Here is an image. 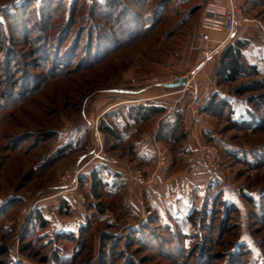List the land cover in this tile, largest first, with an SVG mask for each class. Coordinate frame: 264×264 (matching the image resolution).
<instances>
[{"label": "rangeland", "instance_id": "374dc122", "mask_svg": "<svg viewBox=\"0 0 264 264\" xmlns=\"http://www.w3.org/2000/svg\"><path fill=\"white\" fill-rule=\"evenodd\" d=\"M82 1L96 6L94 15L85 13ZM104 1L0 0V106L6 108L0 110V132L3 123L13 135L52 132L39 141H14L20 146L14 149L0 133V264H106L112 256L109 264H228L230 257H240L232 264H264V100L234 90L245 79L216 82L212 94L208 82H196L207 99L196 115L189 114V98L179 88L157 89L159 95L171 93L164 103L168 99L175 106L165 109L161 123L180 125L170 137L156 133L164 166L158 160L153 166L155 159H135L136 142L161 115L129 124L127 131L119 121L127 118L128 105L115 90L160 87L151 81L164 82L194 68L206 0H162L156 8L161 16L148 32L98 63L76 66L89 60L81 49L60 56L58 62L70 61L69 71L13 106L18 94L33 88V75L47 76L38 67L51 65L43 57L53 59L56 43L65 39L60 26L75 2L72 29L84 28L86 19L92 22L93 31L82 36L83 43L97 31L108 37L102 47L118 44L113 42L118 35L114 16H103ZM237 3L241 24L235 34L249 42L244 50L248 63L262 68L264 0ZM136 11L127 15L131 25L145 26L152 19ZM70 41H63L61 50ZM214 93L224 102L213 108L216 114L202 109ZM110 100L123 104L110 110ZM95 115L97 130L90 125L97 121ZM106 123L120 130L119 139L104 133ZM202 145L218 149V172L196 162ZM106 157L114 162H105ZM157 166L165 167L158 180L151 176ZM134 170L142 173L144 183L131 189L128 171ZM92 171L105 183L97 189L99 199L91 191ZM194 211L201 218L192 225L188 216ZM54 254L60 257L57 263Z\"/></svg>", "mask_w": 264, "mask_h": 264}, {"label": "trees", "instance_id": "16d2710c", "mask_svg": "<svg viewBox=\"0 0 264 264\" xmlns=\"http://www.w3.org/2000/svg\"><path fill=\"white\" fill-rule=\"evenodd\" d=\"M161 2L162 0H105L104 3H102V6L105 7L104 12H106L103 14V16L112 20L111 19L112 18L111 14H112L115 18L114 21L116 22V24H113V25H116V29L118 30V35L113 39V42H116L118 44L115 43L116 45L111 46V47H109V45L102 47L103 42L106 41L108 37L103 33L98 34L97 31H95V34L93 36L87 37L86 43H83L81 41V38L84 34H88L93 31L92 22L86 19L84 21V23L86 24L84 28L72 29V25L74 24L73 20L75 19L74 18L75 12L77 11V6H78L77 5L78 2H75L72 5L71 11H69V14L67 13V15L64 16V22L60 26V28L63 27L61 31L65 34V39L56 43V49L53 53V59H51L50 57H47V58L43 57V60H46V61L47 59L51 60L52 62L51 65L48 64V65H45V67H38L40 69H46L48 71L47 76L44 77L42 75H37V74L33 75L34 77V81H32L33 88L27 90L24 93L18 94L16 96V98H18L17 99L18 103H13V106L24 101L25 98L30 96L40 87H43L45 84H47V82H50L52 79H57V77L59 78V76L63 77L64 74L69 71V68L71 66L70 61L69 62H58L56 59H58L60 56L67 55L69 57V56H72L74 53H77L81 49L83 51L82 52L83 54L84 53L89 54L88 61H90V63L87 61L84 64H82L81 62H77L75 64L76 66L83 65L87 67L91 64L100 62L101 60L105 59L108 55L114 53L116 50L120 49L121 47L124 48L134 39L144 34L146 31L148 32L150 30V27L154 26L156 22H158V19L161 16V13H158L156 9L157 5L160 4ZM81 4H83L86 10L85 13L88 12V14L94 15V12L96 11V6L94 4H90L92 8H90V5L86 7V4H87L86 1L80 2V5ZM134 7L138 11L151 14L152 19L145 26L144 24L140 25V27L138 26V24L131 25L132 21L127 17V15H130V13L132 12H137ZM149 24L151 25L148 26ZM136 31H139V32H137L134 35ZM70 37H71L70 43L66 45L64 50H61L62 46L64 45V43L62 42L67 41L68 38ZM111 38H113V36H111ZM248 45H249L248 40L241 38V37L236 38L235 36L231 42L226 43L220 49L221 52H220V56L218 59V67L215 72L216 82H217V85H224V84H228L231 82H236L238 80L245 79L238 86H236L234 90H236V92L240 94L254 92L256 93V95H253L252 97L255 100L257 99L264 100V67L260 68L256 64L248 63L246 59L245 51H244ZM51 49H53V47H51ZM59 50L60 52H58ZM58 68H64V69L60 71ZM21 78H26L30 80L28 77H21ZM34 82H36L35 86H34ZM168 88H175V87H165V89H168ZM24 89L26 90V87H24ZM215 96L216 94L214 93L210 97L208 104L202 108L204 111H207L212 114H216L217 112H219L218 110H215L213 108H215L218 104L219 106H221L224 102L222 100L217 101V99H215ZM126 108H127V112H126L127 118L125 119L126 123L123 124L121 128L124 131H127L129 124H134L137 122L143 124L165 112L164 107L155 105L153 103H148V102L146 104L144 103L129 104L128 106H126ZM5 109H6L5 107L0 106V110H5ZM262 111L263 110L261 109L260 112ZM4 125L5 124L3 123L1 127L2 129L0 133L3 134L1 136V139H8V143H5V144L12 145L13 146L12 149H14V147L15 148L20 147L18 144H15V143L13 144L14 141H20L22 139H27V138L38 140V139L44 138V136H49L52 133L51 130L41 131V133H44V134H38V133L33 134V132L31 131H23L21 133H17L13 135V133L6 131ZM262 126H264V123L262 124ZM179 128H180V125L177 122L172 123V124L166 122V123H161L158 130H159L160 136L170 137L176 131H178ZM102 130L109 137L111 136L112 138H118V139L120 138L119 137L120 130L119 132L116 131L114 125L106 123ZM38 141H34V142L37 143ZM112 147L113 146H111V148ZM59 154L60 152L58 153V155ZM54 159L55 158L51 160H54ZM91 173H92L91 174V184H92L91 191L93 193L94 198L99 199L101 194L97 192V189L98 187H105V183L102 180L100 174L96 173V171H92ZM96 206H98V209L102 212L103 209L100 206V204L98 203ZM200 213H201L200 211H196V212L194 211L192 214H190L188 216L189 223L192 225L196 224L195 218L196 219L198 218L199 220V218H201V216L199 215ZM198 215L199 217H197ZM39 220H41V224L44 223V219L39 217ZM261 221L263 222L264 220H261ZM212 232L213 231L211 230V232L209 233L212 234ZM170 235L175 237V235L173 234H170ZM134 238L136 239V236H134ZM167 240H169V243H171L173 238L169 237ZM175 241L176 242L178 241L177 237H175ZM176 247H174V251L176 250ZM59 259L60 257L54 254V259H52V262L57 263ZM239 260H240V257H236V259H233L230 257L227 263L232 264L233 262L236 263ZM113 261L114 259L112 256L111 260L107 262L106 264H109L110 262L113 263Z\"/></svg>", "mask_w": 264, "mask_h": 264}, {"label": "built area", "instance_id": "2783aa9c", "mask_svg": "<svg viewBox=\"0 0 264 264\" xmlns=\"http://www.w3.org/2000/svg\"><path fill=\"white\" fill-rule=\"evenodd\" d=\"M239 12V6L234 3V0H206L203 5V15L197 29L195 45L198 60L194 68H188L182 73H176L164 82H158L157 79L151 81L152 84L155 82L159 84V86H165V84L177 83L179 79H182V84L175 88H179L178 92H182L181 96L189 98V110L192 115L198 114L201 106H203V103L207 100L202 97L196 84V75L215 53L220 51L226 43L233 40L238 26L241 24ZM213 33H224V38L217 39L213 36ZM95 116H97V121L94 122L91 120L90 125L94 127V130H97L99 115ZM194 158L200 166L213 173L218 172L219 152L215 146H200ZM105 159V162L110 160L108 157ZM110 161L114 162L113 160ZM165 161V154H162L160 158L161 165H164ZM128 176V186H130L131 189L136 185L144 183L142 173L139 170H134L132 172L128 171Z\"/></svg>", "mask_w": 264, "mask_h": 264}, {"label": "crops", "instance_id": "0c3cea01", "mask_svg": "<svg viewBox=\"0 0 264 264\" xmlns=\"http://www.w3.org/2000/svg\"><path fill=\"white\" fill-rule=\"evenodd\" d=\"M238 1L239 0H234V3L236 5H238V3H237ZM213 36L217 39H220L223 37L222 35H220V33H213ZM235 36L237 38L238 35L236 34ZM220 52L221 51H218L217 53L214 54V56L206 63V65H205L206 68L204 69V67H205L204 66L201 69V71L197 74V77H196V82L198 83V85H199V83L204 85V83L208 82V85L212 87V88H210V92H209L210 94H212L216 90V88L214 86L216 83L215 72H216V69L218 67V59L220 56ZM251 63L257 65V63H255V62H251ZM203 69H204V71L202 72ZM203 80H204V82H202ZM165 87L166 86H160V87H155V86L154 87H148L147 86V87L138 88V89H130V90H126V89L120 90L119 89V90H115V91H116V93H118V95H120L119 93L123 94L122 97H125L126 101H127L126 105L139 103V102H148V103H153L155 105L164 107L166 109V111L168 112L169 110H172L173 108H175V106L174 105L171 106L170 105L171 101H169L168 99L166 100V103H164L165 99L163 97L167 96L171 93L160 94V95L157 94V89H162L165 91L173 89V88L165 89ZM139 89H143V90H139ZM143 93L145 94L144 97L139 96V95H142ZM114 99L120 100V98H118V97L114 98ZM180 100H182V99H180ZM119 104H123V103L119 102L115 105V103H113V101L110 100L107 107L110 110H113ZM181 107L182 106L178 105V108H181ZM186 109H187V111H189L187 105H186ZM189 114H190V111H189ZM165 115H166V113L161 114V116L157 117V119L154 120V122L151 124L149 131H147L146 133L143 134L140 141L136 142V149L135 150H137V153L135 154V159L138 160L139 162L152 161L155 159L153 166H156L155 162H156V160L159 159V155H160L159 154L160 153V147L158 146L157 141H156V133H157L159 126L162 122L161 120L164 119ZM119 121L122 122V124L126 123V120L125 119L123 120V117H121V119ZM131 127L132 126H130V128H129L130 131L127 133V136H129L131 134ZM158 164L161 166V163L159 162V160H158ZM164 165H162V166H164ZM157 167H159V166H157ZM164 168L159 167L157 170H154L151 173V176L155 177V179L158 180L160 178V174H161L160 171L164 172V170H165ZM115 172H118L120 175L121 174L124 175V172L121 171V169H118Z\"/></svg>", "mask_w": 264, "mask_h": 264}, {"label": "water", "instance_id": "95a60500", "mask_svg": "<svg viewBox=\"0 0 264 264\" xmlns=\"http://www.w3.org/2000/svg\"><path fill=\"white\" fill-rule=\"evenodd\" d=\"M182 84V79H179L177 83H168L165 84L166 87H177L180 86Z\"/></svg>", "mask_w": 264, "mask_h": 264}]
</instances>
